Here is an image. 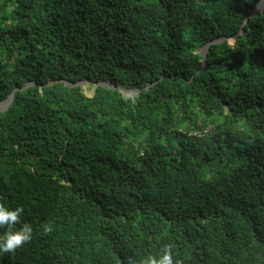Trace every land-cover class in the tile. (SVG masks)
I'll return each mask as SVG.
<instances>
[{
    "label": "trees",
    "instance_id": "16d2710c",
    "mask_svg": "<svg viewBox=\"0 0 264 264\" xmlns=\"http://www.w3.org/2000/svg\"><path fill=\"white\" fill-rule=\"evenodd\" d=\"M261 1L0 0V264H264Z\"/></svg>",
    "mask_w": 264,
    "mask_h": 264
},
{
    "label": "clouds",
    "instance_id": "9594fccd",
    "mask_svg": "<svg viewBox=\"0 0 264 264\" xmlns=\"http://www.w3.org/2000/svg\"><path fill=\"white\" fill-rule=\"evenodd\" d=\"M23 212L22 206L13 208L0 202V228L7 229L0 234V253L15 251L33 239L34 227L30 222L21 220ZM17 224H19L18 228ZM52 230L51 224L44 225L45 232ZM129 264H184V261L176 255L174 245L166 244L158 253L130 259Z\"/></svg>",
    "mask_w": 264,
    "mask_h": 264
},
{
    "label": "water",
    "instance_id": "95a60500",
    "mask_svg": "<svg viewBox=\"0 0 264 264\" xmlns=\"http://www.w3.org/2000/svg\"><path fill=\"white\" fill-rule=\"evenodd\" d=\"M245 9L247 10H250L251 8H248V7H244ZM264 9V0H262L258 6L256 8H253L251 11V13L249 15L246 16V20L250 17V16H253L255 14H258L260 13L262 10ZM211 43V42H210ZM208 43L202 50V55H203V62H204V65L206 63V58H207V49H208V46L209 44ZM84 82H89L88 80H85V81H82L78 84H81L84 83ZM98 85H101V86H104V87H108V88H116V86H114L113 84H111L109 81H99V82H95V86H98ZM120 91H122L124 94L125 92H135L137 93L138 90L135 89V90H126V89H123V88H119ZM17 88L14 90L16 91ZM14 100V92L11 93V95L6 99V100H3V101H0L1 103H6V107H5V111L9 108V106L11 105V103L13 102Z\"/></svg>",
    "mask_w": 264,
    "mask_h": 264
},
{
    "label": "rangeland",
    "instance_id": "374dc122",
    "mask_svg": "<svg viewBox=\"0 0 264 264\" xmlns=\"http://www.w3.org/2000/svg\"><path fill=\"white\" fill-rule=\"evenodd\" d=\"M253 8H251L250 10H252ZM83 87H84V90L87 94L91 95L92 94V91H93V86L94 85H90L89 82H84L82 83ZM136 93L135 92H125V95L127 96H133L135 95ZM1 103V102H0ZM5 111V108L0 111V113L4 112ZM195 134H199V132H196Z\"/></svg>",
    "mask_w": 264,
    "mask_h": 264
},
{
    "label": "bare ground",
    "instance_id": "6f19581e",
    "mask_svg": "<svg viewBox=\"0 0 264 264\" xmlns=\"http://www.w3.org/2000/svg\"><path fill=\"white\" fill-rule=\"evenodd\" d=\"M6 107V103H0V111H2Z\"/></svg>",
    "mask_w": 264,
    "mask_h": 264
}]
</instances>
